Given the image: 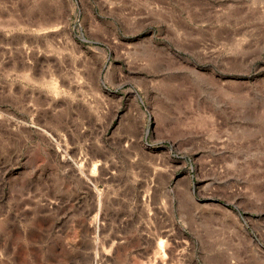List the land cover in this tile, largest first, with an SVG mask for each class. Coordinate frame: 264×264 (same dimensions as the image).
Segmentation results:
<instances>
[{"label": "rangeland", "instance_id": "1", "mask_svg": "<svg viewBox=\"0 0 264 264\" xmlns=\"http://www.w3.org/2000/svg\"><path fill=\"white\" fill-rule=\"evenodd\" d=\"M0 264H264V0H0Z\"/></svg>", "mask_w": 264, "mask_h": 264}]
</instances>
